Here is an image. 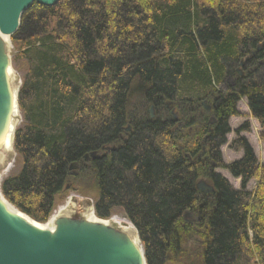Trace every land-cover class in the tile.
<instances>
[{
    "label": "trees",
    "instance_id": "1",
    "mask_svg": "<svg viewBox=\"0 0 264 264\" xmlns=\"http://www.w3.org/2000/svg\"><path fill=\"white\" fill-rule=\"evenodd\" d=\"M11 39L22 120L19 170L1 184L8 201L43 223L69 178L92 175L97 216L121 209L147 264L179 263L188 243L200 264H264V163L243 137L240 159L224 163L220 149L243 97L264 129V0L34 2ZM226 74L233 85L214 101L211 133L197 100ZM202 142L209 155L197 159ZM201 179L215 191L200 192Z\"/></svg>",
    "mask_w": 264,
    "mask_h": 264
},
{
    "label": "bare ground",
    "instance_id": "2",
    "mask_svg": "<svg viewBox=\"0 0 264 264\" xmlns=\"http://www.w3.org/2000/svg\"><path fill=\"white\" fill-rule=\"evenodd\" d=\"M11 37L12 34L0 26V163H3L14 149L15 131L20 116V83L16 80L11 61ZM3 178L0 176V243L5 242L1 254L4 262L7 261L6 255L12 246L26 257L30 250L25 245L34 243L45 246L52 253L55 250L52 243L60 236L59 229L62 228L58 226V219L63 214L66 220L72 219V214L81 205L82 229L86 235L82 241L83 253L78 256L83 258V261L78 264H95L94 256L99 251L106 256L108 264H147L144 246L132 227L124 228L118 233L113 228L112 220L97 216L93 204L85 205L73 198L52 214L47 222H36L5 198L1 189ZM13 236L16 240L10 243L9 240ZM107 248L116 252H106ZM57 255L62 257V254L55 253V257Z\"/></svg>",
    "mask_w": 264,
    "mask_h": 264
},
{
    "label": "rangeland",
    "instance_id": "3",
    "mask_svg": "<svg viewBox=\"0 0 264 264\" xmlns=\"http://www.w3.org/2000/svg\"><path fill=\"white\" fill-rule=\"evenodd\" d=\"M13 49H14V45L12 42V46L10 50L12 66H13V70L16 75L17 82L21 83V73L14 64ZM234 68L240 75L244 74V69H245L244 62H242L239 66H238V63H235ZM224 78H225L224 82L220 84L214 83L215 88L209 90L208 94H206L204 97L199 98L197 100L198 105H200L199 109L201 113L206 114L207 117L210 119V124H212L210 127L211 133L215 131V128L217 125V121L213 114L214 101L218 97L220 92L226 93L228 91L227 89L233 85L232 76H230L229 74H226ZM200 91L202 92V90ZM192 99L196 100L197 98L196 99L192 98ZM174 103L176 102L174 101ZM237 111H238L237 115H234L229 119L228 125H229L230 132L226 134L225 143L220 146L223 162L230 163L234 160L240 159L243 156L244 154L243 150L241 148H238L234 144V141L236 139H240L241 137H243L248 141V143L253 148L258 164H262L264 163V129L260 126L258 120L251 114V111L248 105V100L246 97H243L238 101ZM156 113H157L156 110L153 108V117L156 115ZM166 113L169 116H172L175 114L177 118H179L181 114L177 108L176 109L174 108V105H172L171 108L169 106H166ZM21 120H22V114L20 111V116L18 118L17 127L20 125ZM127 127L128 125H126V128ZM204 139L206 140L205 137ZM202 143H203L202 149L203 147H205V153L203 154V156L205 157L206 155L207 156L209 155L208 154L209 145H207L206 142H202ZM18 170H19L18 155L14 147L12 152L8 154L6 160L3 163H0L1 179L4 177L2 180V183L4 179H7L8 176H12ZM217 172L220 173L223 177H225L227 181L233 187L237 189L241 187V178H235L227 169L218 167ZM207 180L206 181L209 184H212L211 180L209 179ZM257 180L258 179L251 180L248 183L247 190H254L258 183ZM97 196H98V188H97L96 182L94 181V178L92 177V175H84L83 177L82 175L79 174L78 180L76 181H73L72 178L71 179L69 178L64 186V189L56 197L55 207L51 215L54 214L61 206H63L71 198H73L77 202H83L85 203V205H89V204L95 203ZM81 207H82L81 205L77 207V210L74 213L76 215L72 216L73 221H76V220L78 221L81 219V215H80ZM51 215L49 216V218L51 217ZM111 217L114 218V219H111L113 221L112 222L113 228L118 233L119 232L121 233L124 228L132 227L138 234V230L135 227V225L124 216V213L121 209H117L116 211H114ZM33 220L38 222L35 219ZM39 223H42V222H39ZM142 245L144 246L143 242H142ZM185 252H186V256H184V258L179 263H170V264H200L199 251L194 244L188 243V245L185 248ZM98 257H99L100 264H101L102 259L100 258V256Z\"/></svg>",
    "mask_w": 264,
    "mask_h": 264
},
{
    "label": "water",
    "instance_id": "4",
    "mask_svg": "<svg viewBox=\"0 0 264 264\" xmlns=\"http://www.w3.org/2000/svg\"><path fill=\"white\" fill-rule=\"evenodd\" d=\"M58 1L59 0H0V26L3 30L10 32L13 35L20 26L22 14L34 2L45 6H53L57 4ZM169 104L170 103H168V105ZM150 113L151 117H153V106L150 108ZM104 149L108 150L109 148L105 147ZM99 157L100 154L96 151L84 156L86 160L90 158L96 159ZM76 168L77 165L74 163L70 166V169ZM71 174L76 175L77 173L72 171ZM197 188L200 192L206 194L212 193L214 191V187L206 183L204 180H200L197 183ZM73 215L76 214H72V216ZM65 217L66 216L63 214L58 219L59 226L62 228L59 229L60 236L52 243L55 247V250L52 253H50V249L46 248L45 246L34 243V245H25L30 250L26 257L23 253H20L19 249L16 250L12 246L10 252L6 255L7 261L4 262V257L1 255L5 248V242H3L0 243V264H78L79 262L83 261V258L78 257L83 253L82 241L86 235L85 230L82 229V216L78 221H73L72 219L66 220ZM15 240L16 238L13 236L9 241L11 243ZM105 251L116 252L110 248L105 249ZM55 253L62 254V257L59 258L58 255L55 257ZM98 256H100L102 259L101 264L109 263L106 259V256H104L101 251L97 252V254L95 253V259L93 260V263L100 264Z\"/></svg>",
    "mask_w": 264,
    "mask_h": 264
},
{
    "label": "flooded vegetation",
    "instance_id": "5",
    "mask_svg": "<svg viewBox=\"0 0 264 264\" xmlns=\"http://www.w3.org/2000/svg\"><path fill=\"white\" fill-rule=\"evenodd\" d=\"M168 106L171 108L172 105L169 104ZM129 131H130V127H127V128L125 129V133H128ZM121 137L123 138V136H121ZM123 139L126 141L125 138H123ZM204 153H205V147H203L202 151H201L200 153L197 154V157H196V158L198 159V158L202 157ZM205 157H207V156H205ZM88 160H90V159H88ZM88 160H87V161H88ZM76 169H77V168H76ZM71 175H72V174H71ZM72 176L75 177L76 175H75V176L72 175ZM73 179H74V178H73ZM207 183H208V182H207ZM208 184H209V183H208ZM209 185H210V184H209ZM211 185L214 187V191H215V186H214V184L212 183ZM214 191H213V192H214ZM124 216H125V214H124Z\"/></svg>",
    "mask_w": 264,
    "mask_h": 264
}]
</instances>
